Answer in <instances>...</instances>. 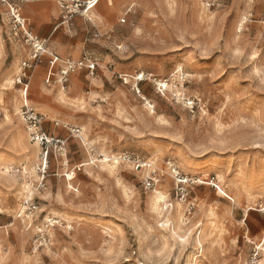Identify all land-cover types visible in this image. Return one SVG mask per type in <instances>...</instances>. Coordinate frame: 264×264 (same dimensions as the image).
I'll use <instances>...</instances> for the list:
<instances>
[{
    "label": "rangeland",
    "instance_id": "rangeland-1",
    "mask_svg": "<svg viewBox=\"0 0 264 264\" xmlns=\"http://www.w3.org/2000/svg\"><path fill=\"white\" fill-rule=\"evenodd\" d=\"M60 1L25 15L57 58L97 62L64 90L47 57L17 84L30 50L0 3V264H264V0H97L67 23ZM24 83L64 142L46 158Z\"/></svg>",
    "mask_w": 264,
    "mask_h": 264
},
{
    "label": "built area",
    "instance_id": "built-area-1",
    "mask_svg": "<svg viewBox=\"0 0 264 264\" xmlns=\"http://www.w3.org/2000/svg\"><path fill=\"white\" fill-rule=\"evenodd\" d=\"M39 1L42 0H0V3L8 8V16L13 36L20 38L30 50L29 59L22 64V73L20 77L17 78V84H21L23 80L27 79L25 70H30L32 66L40 63L43 58L47 57L49 66L55 67L56 71L53 75L54 79H48L45 83L48 84L53 81L64 90L67 86L70 75L83 70H86L88 74L93 75L97 62L89 57H83L77 61L71 59H59L49 52L45 40L37 38L29 31L27 20L21 14V6ZM96 1L97 0H65L58 2V6L62 11V22L67 23L74 16H80L85 20L90 21V12L95 7ZM138 81L143 80L142 78H139ZM27 90L28 85L24 83L19 116L25 125L30 143L38 146L43 153V158H46L49 152L61 150L64 142L48 135L43 130V117L36 112L30 101L27 99ZM77 133H79V131H77ZM117 160L122 163L134 165L137 169L149 167L145 163H140L137 158L126 154L118 157ZM145 185L147 188L151 186L149 181H147Z\"/></svg>",
    "mask_w": 264,
    "mask_h": 264
},
{
    "label": "crops",
    "instance_id": "crops-1",
    "mask_svg": "<svg viewBox=\"0 0 264 264\" xmlns=\"http://www.w3.org/2000/svg\"><path fill=\"white\" fill-rule=\"evenodd\" d=\"M124 3V2H122ZM122 3H120L119 5H121ZM32 3H28V4H24L21 6V14L22 16L26 19V20H29L26 15L28 16H33L34 19L36 20H41V17H37V15L39 14H45V11L47 10V7L45 6H39V7H34V6H28V5H31ZM95 9V8H94ZM93 9V10H94ZM113 9L109 8L108 5H105V3H102L100 6H98V18L100 20H103L105 18L106 15H109V13L112 12ZM26 14V15H25ZM28 22V21H27ZM29 31L34 35L36 36L37 38L39 39H43L44 37H41L37 34H34V32L32 31V29L29 27ZM61 52V51H59ZM62 53V52H61ZM79 55V50L78 51H75L72 53V56L73 57H78ZM65 59H70V58H65ZM82 72V71H81ZM84 72L86 73V76L87 78H94L93 75H90L88 74V72L86 70H84ZM51 136V135H50Z\"/></svg>",
    "mask_w": 264,
    "mask_h": 264
},
{
    "label": "bare ground",
    "instance_id": "bare-ground-1",
    "mask_svg": "<svg viewBox=\"0 0 264 264\" xmlns=\"http://www.w3.org/2000/svg\"><path fill=\"white\" fill-rule=\"evenodd\" d=\"M108 3H109V0H108ZM126 82H127V80H126ZM147 106H148V104H147ZM108 157L109 156H107L106 154L103 155L102 164H107L104 167L113 169L114 166L108 165L110 163L109 160L107 159ZM112 158L113 157H111V159ZM113 160H114V158H113ZM114 164L115 163H113V165ZM81 166H86V164H83ZM73 175L74 174H69V175H66V177H67L68 180H72ZM163 199H164L163 195H161L160 193H156L155 192L154 195H152V198H151V206L156 209L158 203L161 202ZM192 264H196V261H194Z\"/></svg>",
    "mask_w": 264,
    "mask_h": 264
}]
</instances>
